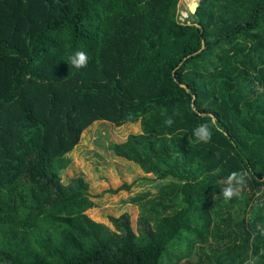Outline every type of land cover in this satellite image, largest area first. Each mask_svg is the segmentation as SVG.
I'll return each instance as SVG.
<instances>
[{
  "label": "trees",
  "instance_id": "16d2710c",
  "mask_svg": "<svg viewBox=\"0 0 264 264\" xmlns=\"http://www.w3.org/2000/svg\"><path fill=\"white\" fill-rule=\"evenodd\" d=\"M179 2L0 0V264H264V0H201L195 22ZM77 49L86 67L67 62ZM99 120L141 122L113 151L171 179L155 224L98 222L89 182H63Z\"/></svg>",
  "mask_w": 264,
  "mask_h": 264
},
{
  "label": "rangeland",
  "instance_id": "374dc122",
  "mask_svg": "<svg viewBox=\"0 0 264 264\" xmlns=\"http://www.w3.org/2000/svg\"><path fill=\"white\" fill-rule=\"evenodd\" d=\"M180 12L182 20L189 18L185 6H181ZM140 133V121L122 126L105 120L96 121L83 132L79 144L68 154L72 161L62 172L65 184L79 176L89 182V195L97 206L87 213L94 220L112 228L114 225L110 218L119 217L125 212L131 215L135 231L139 228V219L143 214L155 224L156 210H163L159 203H167L174 198L168 193L171 188L167 187L171 179L161 180L154 173H145L137 163L114 153V144L124 143L130 134ZM124 183L132 184L131 189L111 192ZM180 248L176 245L171 255L179 254Z\"/></svg>",
  "mask_w": 264,
  "mask_h": 264
},
{
  "label": "clouds",
  "instance_id": "9594fccd",
  "mask_svg": "<svg viewBox=\"0 0 264 264\" xmlns=\"http://www.w3.org/2000/svg\"><path fill=\"white\" fill-rule=\"evenodd\" d=\"M89 61L87 52L82 49H77L68 59V63L77 69L86 67ZM177 115L179 113H176ZM161 115L165 116L164 123L171 126L174 121L171 116H168L166 111L162 110ZM215 126V120L213 118L211 125L209 123H202L193 129L192 135L196 138L197 142L209 143L212 139V128ZM221 171L220 168H216L210 173L211 175H217ZM249 173L245 170L231 172L225 180L223 186L220 187V195L225 201H229L234 197H239L242 193V188L247 182ZM264 234V233H262ZM264 255V251L261 252ZM256 257L248 260L246 264H256Z\"/></svg>",
  "mask_w": 264,
  "mask_h": 264
},
{
  "label": "water",
  "instance_id": "95a60500",
  "mask_svg": "<svg viewBox=\"0 0 264 264\" xmlns=\"http://www.w3.org/2000/svg\"><path fill=\"white\" fill-rule=\"evenodd\" d=\"M200 1H201V0H199V1L196 2V3H194V4H193L192 6H190V7H188V6L186 5V3L184 2V0H180V2H179V8H181V6H185V7H186V9H187V11H188V13H189V18L191 19L192 22H195V21H196V16H195V14H196V12H197V10H198V8H199ZM182 86H184V87H186L187 89H189V88H188L186 85H184V84H182ZM194 99H195V97H194ZM193 107L195 108V110H197L195 103L193 104Z\"/></svg>",
  "mask_w": 264,
  "mask_h": 264
},
{
  "label": "bare ground",
  "instance_id": "6f19581e",
  "mask_svg": "<svg viewBox=\"0 0 264 264\" xmlns=\"http://www.w3.org/2000/svg\"><path fill=\"white\" fill-rule=\"evenodd\" d=\"M199 0H184V2L186 3V5L188 7L192 6L194 3L198 2ZM185 14H188L185 12Z\"/></svg>",
  "mask_w": 264,
  "mask_h": 264
},
{
  "label": "built area",
  "instance_id": "2783aa9c",
  "mask_svg": "<svg viewBox=\"0 0 264 264\" xmlns=\"http://www.w3.org/2000/svg\"><path fill=\"white\" fill-rule=\"evenodd\" d=\"M183 21H185V20H183Z\"/></svg>",
  "mask_w": 264,
  "mask_h": 264
}]
</instances>
